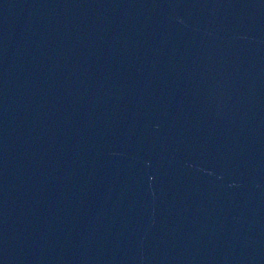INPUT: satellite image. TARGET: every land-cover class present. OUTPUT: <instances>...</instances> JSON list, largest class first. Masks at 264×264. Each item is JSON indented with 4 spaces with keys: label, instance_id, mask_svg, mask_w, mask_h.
<instances>
[{
    "label": "water",
    "instance_id": "water-1",
    "mask_svg": "<svg viewBox=\"0 0 264 264\" xmlns=\"http://www.w3.org/2000/svg\"><path fill=\"white\" fill-rule=\"evenodd\" d=\"M0 264H264V0H0Z\"/></svg>",
    "mask_w": 264,
    "mask_h": 264
}]
</instances>
